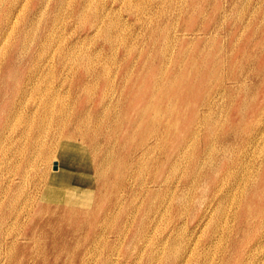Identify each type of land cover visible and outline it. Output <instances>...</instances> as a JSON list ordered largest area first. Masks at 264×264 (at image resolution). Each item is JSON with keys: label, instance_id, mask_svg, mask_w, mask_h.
Returning a JSON list of instances; mask_svg holds the SVG:
<instances>
[{"label": "rangeland", "instance_id": "rangeland-1", "mask_svg": "<svg viewBox=\"0 0 264 264\" xmlns=\"http://www.w3.org/2000/svg\"><path fill=\"white\" fill-rule=\"evenodd\" d=\"M79 1L87 2L88 9L85 12L80 13L75 6ZM55 3V0H0V28H3V31L6 28L0 35V72L5 68L12 73L31 68L34 60L30 62L28 53L36 49L35 60L38 64H33V68L42 72H54L53 76H49L43 83L49 92L40 93L35 98L36 110L39 108V102L49 96L55 101L56 107L65 106L66 103L69 112L78 103V97L83 94L84 87L98 80L89 76L92 70L100 72L101 75L105 68L112 72L130 57L125 56L122 45L124 38L127 43H132L134 48L137 46L145 49L150 44L153 32L151 52L166 47L167 53L172 54L181 46L187 50L195 49V60L200 57L199 52L206 53V65L202 67L199 77L201 79L205 73L207 87L202 91L197 90L196 95H212L208 116L216 118L217 123L215 126L205 125L199 135L194 136L193 141L199 140L195 150L197 152L193 153L191 148H187L191 140L180 146L176 153L193 154L200 158L204 154H207L206 157L215 154H219V157L220 154L228 157L231 155L233 159L230 161L233 168L238 169L237 174L229 177L226 173L219 172L215 184L230 181L233 184L231 194L234 200L232 198L224 202L219 208L217 205L212 207L211 211L207 212V218L203 219L194 234L190 235L185 229L195 224L208 208L214 184H200L196 189V198H193L188 190H181L171 202L165 201L168 210L154 201V206L147 213H143L145 201H141L137 193L132 200V206L122 207L121 217H112L102 223V240L107 242L108 246H98L92 242L95 248L92 246L85 249L81 244L88 233L74 231L75 236L66 237L68 248L58 245L49 247L52 232L47 230L48 234L40 237L45 246L37 248L31 238L24 234L22 227L31 204L46 199L44 194L48 188L44 180L37 181L38 183L21 182L17 175H13V186L3 189L4 178L8 174L6 169L13 166L12 164L21 163L27 156V151L19 153L20 149H25L23 144L27 141L19 139L18 132L22 127L19 125L11 134L12 141L0 152V213L4 215V220L0 222V264H134L138 258L135 264H168L164 258H148L150 248L158 249V254L160 253V247L155 246L153 242L159 238L162 240L166 237L165 233L172 234L171 237L176 240L175 247L187 250L184 258L188 259V263L193 261L192 264H195V259H198L200 264H222L221 260L230 254V250L231 258L234 259L229 264H264V212L260 215L257 212L260 203L264 209L263 197H260V189L264 187V173L260 170L264 164V0H61L60 3ZM4 8L8 10L6 14ZM92 19H96L99 30L92 26ZM104 32L111 35V38L116 37L111 46L105 43ZM38 37L46 44L39 47ZM20 48L24 52H19ZM88 56L90 59H87ZM175 56H170L169 59ZM184 56L178 57V61H183L186 58ZM136 57L137 53L132 55L134 60ZM7 61L9 66L4 67ZM79 67H82V73L85 67H89V71L78 75ZM231 74H235L238 80L227 84ZM112 76L104 74L103 78L109 79ZM120 79L121 75L116 72L114 83L120 82ZM219 82L226 84L229 88L227 92L217 88ZM107 90L108 87L104 89L105 92ZM111 93L113 92L109 91V96ZM96 95L95 92L93 98ZM196 95L194 99L199 97ZM30 104L31 102L26 110ZM92 105L91 101L84 102L86 109ZM94 109L99 111L100 107ZM206 110L207 107L200 105L195 111L200 113ZM240 117L244 121V128L238 125ZM228 122L230 126L226 127ZM55 129V126L49 124L46 132L40 135V141L49 142ZM71 130L73 127L70 126L69 131ZM257 130L258 133H255ZM208 132L212 134L209 143L205 145V137L203 139L202 135ZM165 152L166 149L163 153L153 151L146 155L145 159L143 157L142 160L146 163L140 169L139 176L145 178L147 172L152 170L158 175L160 167L155 162L165 163ZM173 159H176V156L170 158ZM228 160L223 158L219 163L223 165L227 161L229 164ZM36 163L37 172L45 171L53 164L51 159H48L47 163L42 160H37ZM200 166L191 169L200 171ZM184 167V160L181 159V167L175 168L176 173L170 174L169 179L175 181L183 174L189 173L185 172ZM33 171V167L28 168V177L33 175ZM130 171L131 168L122 179L118 176L116 186L123 182ZM212 171L210 168L208 172ZM111 179L112 182L117 181L116 172L112 173ZM125 182L133 185L134 179L127 177ZM252 186L257 188L255 192L249 190ZM17 190L22 194L20 199L13 198ZM8 208L11 209L10 212ZM3 209L7 212L4 213ZM159 210L161 212H157ZM130 211L134 214L135 222L127 219L126 214ZM15 213H20L22 217L15 220ZM139 220L145 223L142 229L137 226ZM118 228L119 233L113 232ZM42 230L43 227H40L43 233ZM64 238L62 235L54 237V240L60 242ZM12 239V246L27 248L9 251ZM73 239L80 244L74 249ZM165 241H168L167 237ZM140 246L144 250H140ZM191 248L193 251H190ZM239 249L240 252L237 251ZM234 251L239 254L236 255ZM244 252L248 254L245 256Z\"/></svg>", "mask_w": 264, "mask_h": 264}, {"label": "bare ground", "instance_id": "bare-ground-1", "mask_svg": "<svg viewBox=\"0 0 264 264\" xmlns=\"http://www.w3.org/2000/svg\"><path fill=\"white\" fill-rule=\"evenodd\" d=\"M55 2L60 3L61 0H55ZM86 4L87 2L82 3L79 1L75 6L82 13L88 9ZM6 10L4 8V14H6ZM92 20H94L92 26L99 30L96 19ZM4 31L3 28H0V35ZM103 36L108 46L114 44L115 36L111 38V35L109 36L105 32ZM153 39V32H151L149 46L140 49L137 46L134 48L133 44L129 41L127 43L126 38H124L122 45L124 46L125 56L129 55L130 57L112 72L105 68L101 75L100 72L92 70L89 76H94L98 80L84 87L83 94L78 97V103L69 112L66 103L65 106L58 105L56 107L55 101L49 96L39 102V108L36 110L35 98L40 93L49 92V89L43 83L54 73L47 70L42 72L38 68H33V64H38L35 60L36 49L28 53L30 62L34 60L31 68L16 73H12L5 68L0 72V152L12 141L11 134L19 125H22L21 130L18 132L19 139H27L23 144L25 149L19 151L20 154L27 151V156L21 163L12 164L13 166L6 169L8 174L4 178L3 189L13 186L15 178L13 175H17L21 182L36 183L44 180L48 188V191H45L44 197L46 199L43 202L31 204L27 214H25L26 222L22 227L24 234L31 238L35 247L42 248L45 246L40 237L46 236L48 234L47 230L52 232L49 238L51 240L48 242L49 247L58 245L68 248L66 237L75 236V233L80 231L88 233L81 244L83 248L88 249L92 246L95 248L92 242L97 243L98 246H108L109 244L102 240L103 222L109 221L112 217H121L123 214L122 207L124 205L130 206L137 193L141 201H145L143 213H147L154 206V201L161 204V207L165 206L167 201L171 202L183 189L188 190V193L196 198V189L200 184L203 182L210 185L214 184L208 208L203 211L195 224L185 229L190 235L194 234L196 228L200 226V222L207 218V212H210L212 207L217 205L219 208L224 202L232 200L231 190H233V184L230 181L215 184L219 172L226 173L229 177L237 174L238 169H234L232 161H230V159H233L231 155L228 157V155L220 154L221 157H219V154H215L206 157L207 154H204L200 158L193 156V154L176 153L180 146L191 140L192 142L187 144V148H191L193 153L197 152L195 150L199 140L193 141L194 136L199 135L201 128L205 125L215 126L217 123L216 118L208 116L212 95H206L205 97L196 95L197 90L202 91L204 87H207L205 73L201 76V79L199 77L202 67L206 65L204 60L206 53L199 52L200 57L195 60V49L187 50L181 46L178 47L176 53L172 54L167 53L166 47L163 50L157 49L155 52H151L150 46L154 42ZM19 40L22 42L21 37ZM37 44H40V47L46 43L39 40ZM21 49H19V52H24ZM136 53L137 57L134 60L132 55ZM174 55L176 56L169 59L170 56ZM184 55L186 58L179 62L177 58H183ZM87 59H90V56ZM8 64L7 61L4 67H8ZM197 68L200 70H197ZM80 70H82V67L77 69L78 75L88 72L89 67H85L83 73ZM116 72L121 75L118 83H114ZM104 74L113 76L107 79L103 78ZM228 80L230 82L227 84H231V82L234 83L233 81L238 79L235 74H231ZM106 87H108L107 92L104 91ZM217 88L223 89V92H227L229 89L225 83L220 82ZM109 91L113 92L110 96ZM95 92L97 95L93 98ZM195 95L199 97L194 99ZM60 100L63 101L62 98ZM86 101H91L93 103L92 107L84 108V102ZM29 102H31L30 107L26 110ZM200 105L207 107V110L200 113L195 111L196 107ZM94 107H100V110L96 111ZM49 124L56 127L55 132L50 135L49 142H42L40 141V135L46 132ZM238 125H242V128H244V121L241 117ZM70 126L73 127L71 131H69ZM229 126L230 123L228 122L226 127ZM258 131L255 133H258ZM210 134L212 132L203 133L202 135L203 139L205 137L203 140L205 145L209 143ZM57 137H59V141L56 140ZM207 146L214 148L210 145ZM165 149L166 162H155L160 167L158 175H155L152 170L147 172L145 178L139 176L140 169L146 163L142 160L143 157L145 159V156L153 151L163 153ZM172 156H176V159L170 160ZM223 158H228L229 164L227 161L226 164H220L219 162ZM48 159H51L53 164L45 171L37 172L36 161L42 160L47 163ZM181 159L184 160L185 172L192 174H183L178 180L172 181L169 179V175H174L176 173L175 168L181 167ZM198 165H201L200 171L191 169V167L194 168ZM29 167L34 168L31 177H28L29 174L27 175ZM129 168H131V171L126 178L134 179L133 185L127 184L125 178L119 186H116L118 176L122 179ZM210 168L213 169L211 173L208 172ZM260 168L264 173V164ZM115 172L117 181L112 182L111 175ZM171 183L175 185L172 186ZM262 186H264V183ZM256 189V187H253L249 190L255 192ZM260 197H263L264 203V187L260 189ZM13 198H22L19 190L13 194ZM27 200H29V196H27ZM167 206H165L166 209ZM169 207H171V203ZM8 210L11 211L10 208ZM132 211L126 214L129 221H134ZM3 212L6 213L7 211L3 209ZM257 212L259 215L264 212L262 203L258 205ZM13 215L15 220L22 217L20 213ZM3 220L4 215L1 212L0 222ZM137 226L142 229L145 227V223L139 220ZM40 227H43V233L40 231ZM213 229L214 226L212 231ZM74 231L75 233H73ZM119 231L118 228L113 232L119 233ZM62 235L65 238L60 242L54 240V237L57 238V236ZM165 235L168 241H165L166 237H164L162 240L159 238V240L153 242L155 246L160 247V253L158 254V249L152 250L150 248L148 258L158 260L164 258L165 263L168 264H192L193 261L188 263V259L184 258L187 250L175 247L176 240L171 237V233H165ZM10 244L11 249L9 251L27 248L12 246L14 245L13 239ZM195 244L194 242L193 245ZM79 246L77 240H74L72 248ZM262 246L260 249H262ZM142 249L143 247L140 250ZM190 251H193V248ZM237 251L240 252V249ZM237 251L233 253L239 254ZM229 253L221 260L222 264H229L234 259V257L231 258L232 251L229 250ZM244 254L246 256L248 253L244 252ZM195 264H200V261L195 259Z\"/></svg>", "mask_w": 264, "mask_h": 264}]
</instances>
